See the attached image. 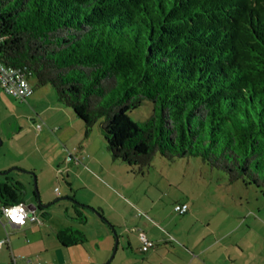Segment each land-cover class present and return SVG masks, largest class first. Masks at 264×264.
<instances>
[{"label":"trees","instance_id":"1","mask_svg":"<svg viewBox=\"0 0 264 264\" xmlns=\"http://www.w3.org/2000/svg\"><path fill=\"white\" fill-rule=\"evenodd\" d=\"M0 60L51 85L84 137L102 120L113 160L141 173L157 153L197 157L264 196V0H0ZM8 172L0 206L24 202ZM56 238L84 242L75 228Z\"/></svg>","mask_w":264,"mask_h":264},{"label":"rangeland","instance_id":"2","mask_svg":"<svg viewBox=\"0 0 264 264\" xmlns=\"http://www.w3.org/2000/svg\"><path fill=\"white\" fill-rule=\"evenodd\" d=\"M29 82L33 90L24 100L0 88V172L9 170L7 175L23 184L26 205L37 192L44 203L59 208L55 223L65 218L64 203L72 217L75 202L90 208L79 207L85 222L74 225L84 236L85 247L78 250L85 258L106 257L102 264H214L209 257L218 261L231 253L264 264V196L258 189L229 183L225 173L197 157L168 161L157 153L139 173L111 158L102 120L84 137L82 122L57 100L53 87L36 85L33 77ZM150 111L147 102L129 116L137 123ZM182 200L189 210L179 214L173 206ZM140 232L156 245L141 252Z\"/></svg>","mask_w":264,"mask_h":264},{"label":"crops","instance_id":"3","mask_svg":"<svg viewBox=\"0 0 264 264\" xmlns=\"http://www.w3.org/2000/svg\"><path fill=\"white\" fill-rule=\"evenodd\" d=\"M44 202L46 201H42V203ZM62 206L65 212V218L62 217V223H55L54 211H59L60 209H55L53 204L43 210H34L31 215L27 216L25 223L20 227H11L0 217V240H5L0 246V264H11L12 256L16 257L20 263L26 259H29L31 262L34 259H38L43 264H102L106 257L92 262L91 257L87 259L79 252V248L85 247L84 242L69 246H63L59 243L56 238L57 232L65 228L76 229L74 225L77 223V220L74 219L75 216L72 217V215L68 214L67 203H64ZM34 214L35 216H33ZM100 225V222H97L96 227L98 230L101 229ZM102 233L100 241L105 239L106 234L105 232ZM29 236L31 239H29ZM208 259H212L214 264H237L241 259L244 264H249L245 262L246 258L242 257L239 260L231 253H226V257L225 253H223V255L218 257V261L215 257H209ZM189 262H192V260H189ZM195 264L205 263L195 262Z\"/></svg>","mask_w":264,"mask_h":264},{"label":"built area","instance_id":"4","mask_svg":"<svg viewBox=\"0 0 264 264\" xmlns=\"http://www.w3.org/2000/svg\"><path fill=\"white\" fill-rule=\"evenodd\" d=\"M29 71L25 69L13 68L3 64L0 60V88L1 90L18 100H24L32 93V86L30 85L28 75ZM178 213H182L187 209L186 204L175 205L173 207ZM0 215L4 217L5 223H8L11 227L22 226L28 216V209L24 202H18L10 205L0 206ZM140 241V250L147 251L153 246V241L147 238V236L140 232L138 234ZM5 240H0V246ZM11 264H43L40 260L36 259L30 261L26 259L20 263L16 257H11Z\"/></svg>","mask_w":264,"mask_h":264},{"label":"water","instance_id":"5","mask_svg":"<svg viewBox=\"0 0 264 264\" xmlns=\"http://www.w3.org/2000/svg\"><path fill=\"white\" fill-rule=\"evenodd\" d=\"M1 173H3V172H0V174ZM36 195H37L36 199H34V201L32 203L26 205L27 209H28V216L31 215L32 212H34V210H36L38 208L39 209H43V208L47 207V203H42V201L40 200L37 192H36ZM50 203H52V202H50ZM115 246L116 245H114V248H115ZM113 254H114V250H112V254H111L110 258L113 257Z\"/></svg>","mask_w":264,"mask_h":264}]
</instances>
